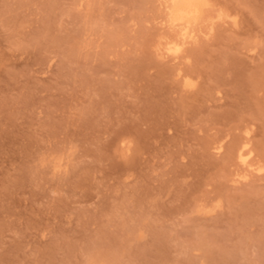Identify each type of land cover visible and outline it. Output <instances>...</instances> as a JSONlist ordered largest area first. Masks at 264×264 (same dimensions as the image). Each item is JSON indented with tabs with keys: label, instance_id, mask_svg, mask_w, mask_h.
<instances>
[{
	"label": "rangeland",
	"instance_id": "1",
	"mask_svg": "<svg viewBox=\"0 0 264 264\" xmlns=\"http://www.w3.org/2000/svg\"><path fill=\"white\" fill-rule=\"evenodd\" d=\"M200 1L0 0V264H264V0Z\"/></svg>",
	"mask_w": 264,
	"mask_h": 264
},
{
	"label": "bare ground",
	"instance_id": "2",
	"mask_svg": "<svg viewBox=\"0 0 264 264\" xmlns=\"http://www.w3.org/2000/svg\"><path fill=\"white\" fill-rule=\"evenodd\" d=\"M169 1V26L176 30L177 37L176 40L169 41L165 48L166 53L178 54L188 38L194 37L193 25L202 11V3L200 0ZM239 157L244 164H248L249 154L244 149L240 150Z\"/></svg>",
	"mask_w": 264,
	"mask_h": 264
}]
</instances>
